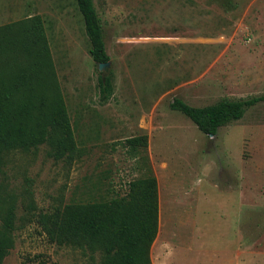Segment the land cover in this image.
Listing matches in <instances>:
<instances>
[{"label": "rangeland", "instance_id": "rangeland-1", "mask_svg": "<svg viewBox=\"0 0 264 264\" xmlns=\"http://www.w3.org/2000/svg\"><path fill=\"white\" fill-rule=\"evenodd\" d=\"M109 65L90 56L76 0H0V26L41 16L73 126V158L42 144L4 155L0 198L16 202L14 246L2 264H100L101 255L51 242L36 215L109 201L158 180L152 264H264V100L204 134L170 108L264 95V0H93ZM113 73L105 102L100 73ZM148 136L134 155L125 140Z\"/></svg>", "mask_w": 264, "mask_h": 264}, {"label": "trees", "instance_id": "trees-1", "mask_svg": "<svg viewBox=\"0 0 264 264\" xmlns=\"http://www.w3.org/2000/svg\"><path fill=\"white\" fill-rule=\"evenodd\" d=\"M90 41V56L97 64L110 61L103 28L93 0H76ZM113 73L98 76L100 97L113 94ZM264 95L244 99L222 98L193 106L181 98L170 104L204 134L240 120ZM42 144L56 160L73 158L76 140L54 69L41 16L0 26V173L4 155L29 151ZM130 151L145 153L147 135L125 140ZM144 177L134 179L122 197L109 201L74 202L36 215L48 239L58 245L99 253L100 264H152L150 251L158 233V180L141 155ZM16 202L0 198V264L14 246Z\"/></svg>", "mask_w": 264, "mask_h": 264}, {"label": "water", "instance_id": "water-1", "mask_svg": "<svg viewBox=\"0 0 264 264\" xmlns=\"http://www.w3.org/2000/svg\"><path fill=\"white\" fill-rule=\"evenodd\" d=\"M109 65V62L108 63H104V64H100V68L103 69L104 67H107Z\"/></svg>", "mask_w": 264, "mask_h": 264}]
</instances>
